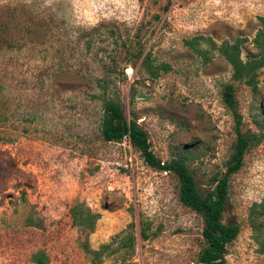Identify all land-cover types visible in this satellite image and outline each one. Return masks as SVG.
Segmentation results:
<instances>
[{"label": "rangeland", "instance_id": "obj_1", "mask_svg": "<svg viewBox=\"0 0 264 264\" xmlns=\"http://www.w3.org/2000/svg\"><path fill=\"white\" fill-rule=\"evenodd\" d=\"M258 28L264 0H0V264H34L36 250L48 264H91L83 243L108 245L98 264H197L200 216L179 202L172 173L147 166L126 138H100L102 98L134 114L160 161L184 155L203 194L235 136L222 84L234 86L243 130H254L250 109L264 98V66L251 91L230 79L207 39H245L243 57ZM146 52L168 70L149 78L139 67ZM259 201L264 140L229 177L221 220L239 231L226 264H264V226L254 230L248 218ZM75 203L97 214L91 232L72 226Z\"/></svg>", "mask_w": 264, "mask_h": 264}, {"label": "trees", "instance_id": "obj_2", "mask_svg": "<svg viewBox=\"0 0 264 264\" xmlns=\"http://www.w3.org/2000/svg\"><path fill=\"white\" fill-rule=\"evenodd\" d=\"M243 40L245 39L235 38L232 42L221 41L219 44H215L212 40L207 39V42L209 50H215L230 66V79L242 82L251 91H255L257 72L264 66V32L261 28L255 31L250 41L251 48L244 49L243 57H241ZM190 46L196 54L204 56L206 59L209 58L208 50L202 51L198 46ZM136 56H141V50L137 51ZM139 67L147 73L149 78L157 77L159 70H168V65L162 62L154 64L148 52L141 57ZM109 70L115 71L116 68L113 66ZM122 70L119 72L122 75L121 78L125 79L126 74ZM93 82L95 87L103 89L107 81L95 78ZM234 91V86L230 82L222 84L220 89V100L231 116L235 134L230 146V153L224 162L223 171L213 173L209 177L211 187L206 189L203 194L197 190L195 179L188 168L184 155H176L167 161H160L151 151L147 133L136 122L134 114L129 113V116L126 117L117 98H102L98 123L100 138L107 142H119L126 138L131 148L138 152L147 166L172 173L177 179L179 202L200 216L202 221L200 235L203 244L197 252V264H226L225 245L233 240L239 231V226L236 223L225 224L221 220L229 177L241 167L246 150L264 140V98L259 99L250 109L249 119L254 130L249 128L243 130L241 128L242 115L238 110ZM97 96L96 93L91 95L92 98ZM133 96L134 85L130 84L129 102L132 101ZM69 217L72 226L85 234L92 231L97 214L92 213L85 205L75 203L69 208ZM248 218L249 225L254 230L259 231L264 226V201L251 204ZM139 236L146 238L144 228H140ZM127 239L129 244L125 245V242L122 244L124 247H131L133 235L130 234ZM107 246V244H102L98 249L91 250L85 243L82 244V248L91 254V264H98L102 250ZM30 260L34 264H48L47 256L42 250L33 252Z\"/></svg>", "mask_w": 264, "mask_h": 264}]
</instances>
